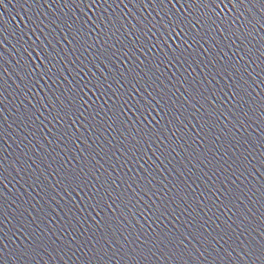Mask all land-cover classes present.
<instances>
[{
	"label": "water",
	"instance_id": "95a60500",
	"mask_svg": "<svg viewBox=\"0 0 264 264\" xmlns=\"http://www.w3.org/2000/svg\"><path fill=\"white\" fill-rule=\"evenodd\" d=\"M0 264H264V0H0Z\"/></svg>",
	"mask_w": 264,
	"mask_h": 264
}]
</instances>
